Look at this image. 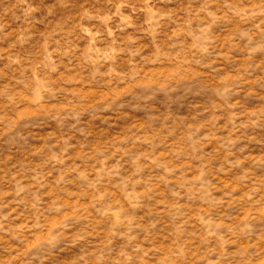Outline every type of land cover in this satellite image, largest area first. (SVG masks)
<instances>
[{"label":"rangeland","instance_id":"1","mask_svg":"<svg viewBox=\"0 0 264 264\" xmlns=\"http://www.w3.org/2000/svg\"><path fill=\"white\" fill-rule=\"evenodd\" d=\"M0 264H264V0H0Z\"/></svg>","mask_w":264,"mask_h":264}]
</instances>
